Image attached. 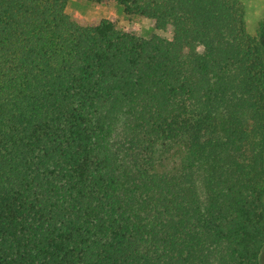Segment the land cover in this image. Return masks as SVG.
Masks as SVG:
<instances>
[{"label": "trees", "instance_id": "16d2710c", "mask_svg": "<svg viewBox=\"0 0 264 264\" xmlns=\"http://www.w3.org/2000/svg\"><path fill=\"white\" fill-rule=\"evenodd\" d=\"M0 0V264H261L264 27L244 0Z\"/></svg>", "mask_w": 264, "mask_h": 264}, {"label": "rangeland", "instance_id": "374dc122", "mask_svg": "<svg viewBox=\"0 0 264 264\" xmlns=\"http://www.w3.org/2000/svg\"><path fill=\"white\" fill-rule=\"evenodd\" d=\"M244 2L248 11L247 30L252 35L258 34V31L264 27V0H244ZM67 12L80 21L115 19L120 28L133 30L144 38L159 35L169 40L172 39L170 32L156 30L149 20L127 17L123 7L114 1L100 6L86 0H69ZM261 264H264V250L261 255Z\"/></svg>", "mask_w": 264, "mask_h": 264}]
</instances>
